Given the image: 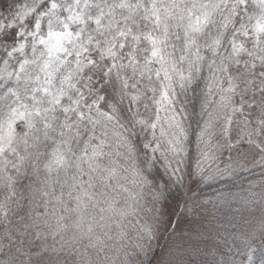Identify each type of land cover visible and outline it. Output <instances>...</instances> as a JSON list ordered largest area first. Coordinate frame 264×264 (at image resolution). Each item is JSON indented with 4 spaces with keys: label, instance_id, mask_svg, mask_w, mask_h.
Segmentation results:
<instances>
[{
    "label": "snow or ice",
    "instance_id": "1",
    "mask_svg": "<svg viewBox=\"0 0 264 264\" xmlns=\"http://www.w3.org/2000/svg\"><path fill=\"white\" fill-rule=\"evenodd\" d=\"M13 18L0 26V88L12 98L0 132V264H140L130 258L147 257L166 224L163 193L153 194L154 224L139 223L145 171L157 160L181 171L179 95L205 67L208 102L219 100L202 143L214 118L230 125L248 109L247 145L264 164V0H38ZM137 127L152 136L139 163ZM20 177L33 180L27 206L16 199Z\"/></svg>",
    "mask_w": 264,
    "mask_h": 264
},
{
    "label": "rangeland",
    "instance_id": "2",
    "mask_svg": "<svg viewBox=\"0 0 264 264\" xmlns=\"http://www.w3.org/2000/svg\"><path fill=\"white\" fill-rule=\"evenodd\" d=\"M37 2L38 0H0V26L6 23L16 24L17 20L13 17L21 5H31ZM26 51L31 58L30 49ZM15 55L20 58L19 54ZM6 58L3 52H0V74L4 73L3 60ZM9 65L13 69L17 66L15 60H10ZM27 73L33 77L39 75L41 79L43 78L37 66H29ZM8 86H12L11 83ZM34 86L29 85V87ZM20 92L23 97V87L20 88ZM11 99V97L5 99L4 88H0V132H7L6 121L10 115V109L6 105L11 103ZM25 102L30 103L29 101ZM140 111L143 113L144 109L141 108ZM220 115L214 131L212 133L210 131L209 135L205 136L204 141H210V144L206 146L203 143V151H200L199 145L194 157H190L187 153L184 157V163L180 165L181 171L177 175H172L170 169L166 170L162 160L155 162L164 167L166 177L170 179L171 184L168 191H165L162 183L158 185L149 184L144 190L145 197H148L149 200L144 199L142 201V211L139 214V223L142 225L154 224L155 213L147 208L153 207V194L163 193L167 197L164 201L166 224L156 225L158 228L156 238L150 242L151 254L154 255V245L158 249L153 264H264V193L259 196L241 221L235 223V227L229 233L228 229L225 228L227 221H221L223 227L219 225L217 213L213 207L215 199L208 200L207 206L201 205L198 189L193 182L196 178L208 179L217 176V173L220 172L217 166L221 165V162H214L209 171L207 164L212 157L210 154L221 153L237 165L251 168H255L258 162H261L259 155L249 149L247 145V130L253 127L254 123H249L246 127V118L240 117L236 113L231 117V124L227 125L223 118L224 114ZM22 124L23 122L20 120L13 122L15 133L18 136L25 131L23 127L18 126ZM141 131L144 143L152 140L150 130L141 129ZM186 143L185 141V146ZM228 144L233 145V147L229 148ZM38 150L46 152L49 148L46 145H41ZM147 151L145 149L144 155ZM202 152H207L210 158L205 160L201 155ZM191 168L192 170H188ZM180 177L183 179L180 180ZM147 178L150 181L148 176ZM32 182V179L20 177L16 184V199L25 206L29 203L28 198L32 196V191L28 187ZM0 193L5 195V189L0 188ZM37 199L39 198L37 197ZM185 201L187 202L186 205ZM231 201L232 198L228 203ZM177 204H179V210H177ZM151 213L152 216H150ZM227 219L231 221L230 217ZM129 237L134 243L136 242L135 233L129 232Z\"/></svg>",
    "mask_w": 264,
    "mask_h": 264
},
{
    "label": "trees",
    "instance_id": "3",
    "mask_svg": "<svg viewBox=\"0 0 264 264\" xmlns=\"http://www.w3.org/2000/svg\"><path fill=\"white\" fill-rule=\"evenodd\" d=\"M208 76L209 71L207 67H205L201 73V78L197 81V85L193 86L195 90L190 87L187 92L179 95V103L183 106L185 113L184 122L185 129L187 130L186 152L190 155V157L195 156L194 153L198 151L199 145L201 147L200 151H203L201 132L209 123V113H213L215 111L216 102L219 100V95L213 94L211 101L208 102L209 98L205 88V81ZM246 99H250V96L246 97ZM248 113L249 110L246 109L244 113H238V116L247 118L250 123H254L256 119L255 114L249 115ZM218 118H214L212 120L211 126L208 127L206 134L203 136V141L205 136L209 135L210 131L211 133L214 131L213 129L216 127V121ZM134 131L136 135L132 137V140L137 148L139 163L145 159V149L143 148L144 137L139 127H137ZM210 155L212 157L209 160L212 163L209 161L207 164L209 171L211 170L210 166L214 162H221L222 164L217 166L220 169V172L217 173V176L210 177L208 179L196 178L193 182L196 184L198 189V197L200 198L201 205L207 206L209 202L208 200L215 199L213 207L214 210H216L217 218L220 223L219 225L221 226V221H227L228 223L225 228L228 229V232L230 233L232 232L230 230L235 227V223L237 221H241L242 217H244V215L250 210V207L256 202L259 196L264 193V164L258 162L255 168H251L249 166L245 167L237 165L232 160L224 157L221 153ZM188 170H192V168ZM145 174L150 178V185H154V183L156 185L162 183L165 191L169 190L171 183L169 181L170 179L166 177L164 167L155 163L150 170L145 171ZM190 175H192L191 172ZM191 177H193V175ZM3 195L0 193V199H2ZM231 198V203H228ZM144 199L146 201L149 200L148 197H144ZM147 208L152 210L151 207ZM150 216H152V213ZM227 217H230L231 221H228ZM239 217L240 219H238ZM134 244L135 243L132 240L129 241L131 251H136L132 247ZM153 251L154 255L150 253L145 258L140 255L130 259L139 261L140 264H153L155 256L158 254V249L155 248V245L153 246Z\"/></svg>",
    "mask_w": 264,
    "mask_h": 264
}]
</instances>
